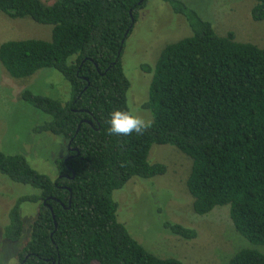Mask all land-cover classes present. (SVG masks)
I'll return each instance as SVG.
<instances>
[{
  "label": "trees",
  "instance_id": "obj_1",
  "mask_svg": "<svg viewBox=\"0 0 264 264\" xmlns=\"http://www.w3.org/2000/svg\"><path fill=\"white\" fill-rule=\"evenodd\" d=\"M147 1L0 0V13L51 26L49 40L0 43L8 75L22 79L52 69L69 93L65 101L29 88L20 93L34 112L32 131L66 146L67 155L53 161L55 178L33 169L23 153L0 150V174L38 191L17 198L3 227L4 242L26 238L17 264H181L147 251L117 221L113 191L134 177L166 172L148 161L154 144L191 160L185 184L196 215L226 206L233 229L249 244L264 245V46L235 41L232 32L218 35L183 1L160 0L185 18L191 35L167 43L154 65H140L152 74L141 106L151 114L150 127L130 136L107 130L114 109L129 111L120 57ZM250 16L264 21V0H254ZM24 202L38 205L25 231ZM163 228L185 240L197 235L176 223ZM228 264H264V254L242 248Z\"/></svg>",
  "mask_w": 264,
  "mask_h": 264
},
{
  "label": "rangeland",
  "instance_id": "obj_2",
  "mask_svg": "<svg viewBox=\"0 0 264 264\" xmlns=\"http://www.w3.org/2000/svg\"><path fill=\"white\" fill-rule=\"evenodd\" d=\"M51 4L55 0H41ZM200 17L210 21L218 35L232 32L234 40L264 46V21H253L250 10L254 0H181ZM51 26L29 18L12 19L0 13V43L7 40H49ZM191 35L182 15L175 14L160 0L147 1L140 9L130 34L124 41L121 66L130 86L126 93L129 111L146 121L152 117L141 108L148 99L152 74L140 69L141 64L154 65L161 49L171 42ZM38 91L60 101L68 99V85L62 75L52 69H40L30 77H10L0 63V150L23 153L28 164L37 172L55 178L53 161L67 155L65 144L52 135H36L32 129L33 109L23 104L20 93L26 89ZM34 120V119H33ZM149 163L166 166L163 175L149 180L130 179L112 193L117 202V221L147 251L160 258H175L181 264H228L242 248H255L264 254V245L249 244L230 222L228 208L216 207L199 216L192 210L193 198L186 188L191 160L170 145H152ZM29 186L10 181L0 174V264H17L18 245L4 242L3 227L9 209L22 194H37ZM38 205L24 202L19 213L23 231L29 230ZM165 222L192 228L197 235L185 240L163 228ZM90 264H99L92 261Z\"/></svg>",
  "mask_w": 264,
  "mask_h": 264
},
{
  "label": "clouds",
  "instance_id": "obj_3",
  "mask_svg": "<svg viewBox=\"0 0 264 264\" xmlns=\"http://www.w3.org/2000/svg\"><path fill=\"white\" fill-rule=\"evenodd\" d=\"M150 127V122L134 112L114 109L108 119L109 134L130 136L133 133L142 134Z\"/></svg>",
  "mask_w": 264,
  "mask_h": 264
},
{
  "label": "water",
  "instance_id": "obj_4",
  "mask_svg": "<svg viewBox=\"0 0 264 264\" xmlns=\"http://www.w3.org/2000/svg\"><path fill=\"white\" fill-rule=\"evenodd\" d=\"M126 36V35H125ZM54 226L56 227V223L54 222Z\"/></svg>",
  "mask_w": 264,
  "mask_h": 264
}]
</instances>
